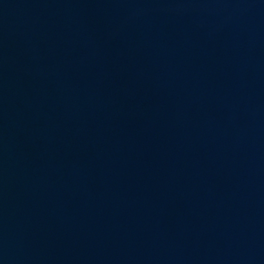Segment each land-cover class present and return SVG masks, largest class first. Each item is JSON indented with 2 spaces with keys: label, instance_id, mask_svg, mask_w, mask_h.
<instances>
[{
  "label": "water",
  "instance_id": "1",
  "mask_svg": "<svg viewBox=\"0 0 264 264\" xmlns=\"http://www.w3.org/2000/svg\"><path fill=\"white\" fill-rule=\"evenodd\" d=\"M0 264H264V0H0Z\"/></svg>",
  "mask_w": 264,
  "mask_h": 264
}]
</instances>
